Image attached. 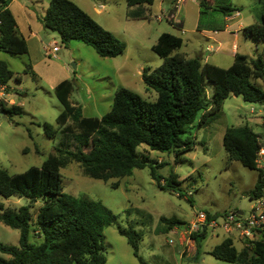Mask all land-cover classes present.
Returning <instances> with one entry per match:
<instances>
[{"label":"rangeland","instance_id":"rangeland-1","mask_svg":"<svg viewBox=\"0 0 264 264\" xmlns=\"http://www.w3.org/2000/svg\"><path fill=\"white\" fill-rule=\"evenodd\" d=\"M48 1L41 0L35 7L28 4L32 30L38 33L45 31L44 35L40 33L41 40L33 37L29 41V51L23 54L0 50V60L13 72L7 92L11 93L14 104L21 108L16 114H0V168L11 175L31 166H40L50 154L56 153L55 147L67 144L68 138L59 130L55 137L50 138L44 134L42 127L43 122L58 127L55 119L62 110L54 94V86L58 82L64 79L72 82L69 99L81 106L84 116L100 117L110 110L113 95L120 87L149 100L155 98L153 90H146L141 74L144 70L159 67L164 61L151 50L160 33L168 32L181 37L183 45L174 52L188 56H195L192 50L200 42L199 38L192 37L189 30L197 22V8L201 0H187L178 10H175V0L171 5L163 3V10L171 7L173 16L178 22L182 21L183 31L173 24V18L168 19L158 7L159 0H154L148 7H129L125 0H70L124 42V51L115 57L99 56L91 46L81 41L72 40L64 44L56 32L45 29L40 16ZM207 2L210 7L200 8V26L217 27L222 23V13L214 9L222 4L239 8L241 20L247 24L260 21L262 3L257 0ZM24 25L27 31V23L24 22ZM246 39L238 42V52L252 56L257 42ZM48 45L57 46L58 51L48 55ZM258 49L264 54V41L258 42ZM219 55L224 60L218 63L228 67L230 55ZM251 81L264 90V80L252 78ZM206 88L209 95L211 89L208 85ZM197 121L198 117L188 126L187 134L192 137L194 146L184 154L182 161L175 162L174 153L151 150L145 144L137 147L139 156L144 154L156 164H164L156 168L158 174L163 177L171 172L177 175L179 184L171 190L158 188L150 175V165L134 168L130 175L118 179L117 187L112 186L117 179L104 181L84 175L75 161L60 168L63 193L101 201L116 215V222L103 230L106 264H141L126 238L118 233V225L141 233L137 252L143 264H235L209 253L224 238L230 237L221 230L214 233L206 230L203 236H198L197 256H180L178 235L171 231L173 226L167 219L175 217L188 224L197 211L214 213L249 209L253 201L249 199L248 192L256 182L257 172L237 160L227 161L222 136L227 127L248 125L264 138V103L247 102L239 95L230 94L222 108L209 115L204 124L198 126ZM0 202L12 208L30 205L32 222L42 205L41 200L31 202L29 198L17 195H0ZM179 226L183 227V224L179 223ZM259 236L264 242V231ZM18 237V229L0 222V242L17 245ZM30 239L35 241L33 235ZM232 241L236 249L242 248L241 240L232 237Z\"/></svg>","mask_w":264,"mask_h":264},{"label":"trees","instance_id":"trees-1","mask_svg":"<svg viewBox=\"0 0 264 264\" xmlns=\"http://www.w3.org/2000/svg\"><path fill=\"white\" fill-rule=\"evenodd\" d=\"M9 0H0V50L12 54L27 52L25 39L16 32V21L7 7ZM127 6H151L154 0H125ZM260 21L244 26L245 37L256 40L252 56L235 53L228 67L202 63L197 56L187 58L174 52L182 45V38L168 32L158 35L151 50L164 59L163 63L141 74L146 90H153V100L125 88H118L109 111L100 117L84 116L82 108L72 103L69 95L72 82L61 80L54 87V94L62 110L57 115L55 128L43 122L44 134L55 137L58 130L68 138L67 144L55 147L40 166H31L25 171L9 174L0 168V195L24 196L31 202L41 200L35 221L31 220L30 205L18 208L6 207L0 202V222L19 230L18 244L0 242V264H106L103 230L116 222V215L101 201L62 192L60 168L71 161L77 162L84 175L112 182L117 187L118 179L128 176L134 168L150 165V175L160 189H173L179 184L177 175L167 177L156 172L163 163L137 153L140 144L151 150L174 153L175 162L184 160V154L193 149L194 141L187 134L198 117L197 125L205 123L207 117L222 108L230 95H239L244 101L264 103V90L251 79L264 80V54L258 42L264 41V0ZM201 7H210L207 0L199 2ZM33 6V4H32ZM224 15L239 11L229 4L214 7ZM42 26L56 32L62 43L72 40L91 46L102 57H115L125 49V44L112 32L99 25L87 12L70 0H50L40 16ZM13 72L0 60V82L8 83ZM210 84L211 86H209ZM206 85L211 89L207 93ZM21 108L16 105H1L0 112L16 114ZM70 121V123H68ZM222 145L227 161H239L244 167L257 172L254 186L248 197L253 200L263 195V170L257 165V153L261 147L260 135L248 125L227 127L222 136ZM155 163V164H153ZM163 181V183H162ZM221 212H206L208 219ZM170 226L183 224L175 217L167 219ZM138 255L141 233L133 228L117 226ZM250 247L236 249L231 237L209 250L217 259L235 264H264V242L259 235ZM35 241H31V236ZM195 232L196 249L198 236ZM197 252V250H196ZM2 255H7L4 257Z\"/></svg>","mask_w":264,"mask_h":264},{"label":"crops","instance_id":"crops-1","mask_svg":"<svg viewBox=\"0 0 264 264\" xmlns=\"http://www.w3.org/2000/svg\"><path fill=\"white\" fill-rule=\"evenodd\" d=\"M39 1L41 0H9L8 5H7V7L12 12L14 19L16 21L17 34L22 36L26 41L27 51H29V48H30L29 41L32 40L33 37L41 40V35L45 34V31H39L38 33L37 31L32 30L31 24L29 23L31 15L28 13V10H29L28 4L29 3L33 4L32 7H35L36 3ZM164 2H169L171 5L174 2V0H159L158 7L161 8ZM200 8L201 6L198 5L197 22L195 26L189 30V32L192 34L193 38L200 39V42L196 44V46L193 48L192 51L195 54V56L201 59L202 63L207 62V63L214 64L216 66L226 67L218 63V61L224 60V57L219 55L221 53H228L231 57V63L233 62V56L236 52L250 56L249 54L238 52V42L244 39L247 40L246 37L242 33V29L244 26H247L252 23L247 24L246 22H243L240 17V12L235 11L229 15H224L222 13L223 15L222 23L218 25L217 27L200 26L199 18L202 13ZM161 10L166 13L168 19L173 18V24L180 27L183 31L182 21L180 20L178 22L175 15L173 16L172 14L173 10L171 7L166 8L165 10L161 8ZM24 22L27 23V28H28L27 31L25 29ZM183 42L184 40L182 39V45H183ZM182 54L185 55L187 58L195 57V56H188L185 53H182ZM231 63L229 64V66L231 65ZM208 85L211 86L210 84ZM210 95L211 93L209 94V96ZM228 210H233V209H228ZM228 210H224V211H228ZM235 210L239 211L240 213L243 211L241 209H235ZM176 226L178 227L179 230L183 229V227H180L179 224H176ZM230 237L234 238V236H230ZM177 242H178V248L181 250L179 238H177ZM198 251L199 250L197 249V252H196L197 254H198ZM197 254L195 255L197 256Z\"/></svg>","mask_w":264,"mask_h":264},{"label":"built area","instance_id":"built-area-1","mask_svg":"<svg viewBox=\"0 0 264 264\" xmlns=\"http://www.w3.org/2000/svg\"><path fill=\"white\" fill-rule=\"evenodd\" d=\"M187 0H175V10H178L179 6ZM157 18H160L158 16ZM1 23V20H0ZM56 44V42H54ZM48 55L54 54L58 47L48 45ZM9 88L8 83L0 82V107L1 105L9 106L15 105L14 100L10 98L11 93L7 92ZM261 147L257 153V165L263 170V195L256 199H253L247 211L241 213L235 209L228 210L221 215L208 219L205 211H197L193 220L188 224H184L183 229L179 230L177 226H173L171 231L177 234L179 237V243L181 245L180 256H194L196 254V242L192 236L195 232L210 230V232H216L221 230L228 236H234L243 242V246L250 247L251 241H253L258 235L259 231L264 230V138L260 137ZM170 242H172L170 240Z\"/></svg>","mask_w":264,"mask_h":264},{"label":"water","instance_id":"water-1","mask_svg":"<svg viewBox=\"0 0 264 264\" xmlns=\"http://www.w3.org/2000/svg\"><path fill=\"white\" fill-rule=\"evenodd\" d=\"M0 114H1V115H3V116L5 115V113H4V112H0ZM177 224H179V223H177Z\"/></svg>","mask_w":264,"mask_h":264}]
</instances>
